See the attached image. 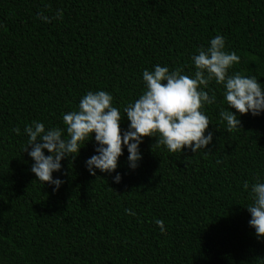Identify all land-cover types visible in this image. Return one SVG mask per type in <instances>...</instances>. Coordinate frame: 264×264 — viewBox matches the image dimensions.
Instances as JSON below:
<instances>
[{"label":"trees","instance_id":"obj_1","mask_svg":"<svg viewBox=\"0 0 264 264\" xmlns=\"http://www.w3.org/2000/svg\"><path fill=\"white\" fill-rule=\"evenodd\" d=\"M215 35L240 57L229 71L264 84V0H0V264H264L243 188L264 180V113L240 115L242 129L228 132L214 81L216 103L203 109L208 152L169 153L144 137L137 168L123 150L113 183L115 172H87L89 141L53 173L64 180L55 193L23 152L26 124L63 128L62 114L96 90L111 93L123 116L144 69L192 75L191 56Z\"/></svg>","mask_w":264,"mask_h":264},{"label":"clouds","instance_id":"obj_2","mask_svg":"<svg viewBox=\"0 0 264 264\" xmlns=\"http://www.w3.org/2000/svg\"><path fill=\"white\" fill-rule=\"evenodd\" d=\"M38 18L45 23L51 19L42 12L38 13ZM55 18L62 19V10H56ZM225 47L222 35L212 37L207 47L191 56L192 75L185 74L179 67L170 70L161 64L153 65L151 71L144 69L141 75L143 91L124 106L123 116L113 106L111 93L96 90L84 93L75 110L62 114L63 128L45 127L40 121L26 124L23 133L27 142L23 152L27 151L31 158V173L55 193L64 180L54 177L53 173L60 172L61 161L77 156L89 141L94 142V154L84 161L87 172L91 176H96L97 170L109 175L115 172L113 183L121 181L120 172L115 170L123 150L127 152L128 168H137L142 159L139 145L144 137H155V143L169 153L208 152L206 148L213 142V131L208 129L210 120L203 109L216 103L210 82L222 87L227 108H222L218 114L228 132L242 129L240 115L264 113V84L258 82L255 75L230 72L240 57L234 51H226ZM122 118L128 121L126 129L120 127ZM12 131L21 134L18 127ZM243 188L248 190L250 199L244 207L250 214L248 225L259 239L264 237V180L257 178L251 185L245 181ZM125 212L135 215L129 209ZM155 224L161 233L166 231L163 220L156 219Z\"/></svg>","mask_w":264,"mask_h":264}]
</instances>
